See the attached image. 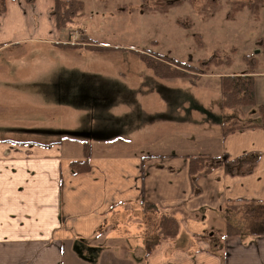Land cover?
<instances>
[{"label":"crops","instance_id":"1","mask_svg":"<svg viewBox=\"0 0 264 264\" xmlns=\"http://www.w3.org/2000/svg\"><path fill=\"white\" fill-rule=\"evenodd\" d=\"M4 2L0 264H264V235L226 234L229 216L238 215L244 202L264 204V127L223 134L221 101L204 95L217 84L200 82L205 77L193 87L174 78L112 87L96 83L105 90L99 97L95 92L71 98L69 88L77 86L62 82V51L55 44L74 43V36L62 38L54 0ZM27 50L58 53L59 64L11 67V58ZM242 111L226 110V117L236 121L244 118ZM111 128L119 138L97 135ZM163 132L176 142L159 152L144 151L147 144L158 145ZM82 141L90 146L88 155ZM199 154L230 160L253 155L256 162L244 174L216 166L197 177L195 192L189 157ZM79 160L89 169L73 171ZM149 204L155 208L145 209ZM133 208L149 216L128 214ZM161 214L177 219L178 233L144 257L145 233L157 229Z\"/></svg>","mask_w":264,"mask_h":264},{"label":"rangeland","instance_id":"2","mask_svg":"<svg viewBox=\"0 0 264 264\" xmlns=\"http://www.w3.org/2000/svg\"><path fill=\"white\" fill-rule=\"evenodd\" d=\"M81 1L84 3V14L75 23L62 29V38L74 36L72 41L76 42L77 38L85 33L96 41L99 48L67 51V54L60 58L63 83L78 84V90L87 93L95 89L96 83L112 87L115 84H139L153 80L173 81V78L155 76L144 64L139 53L157 59L156 55H160L195 67H208V71L201 74L200 77L205 78L200 79V82L211 86L218 84L222 75L254 73L256 106L249 107L250 110L245 108L246 110L242 111H245L244 118L238 117L236 121L223 117L222 128L230 124L264 123L262 113L257 110V107L264 105V0ZM31 51L33 50H27L25 55L20 52L16 57H12L11 67H47L53 63V67H56L59 64L58 53L56 56H43ZM210 59L214 60L208 65L201 64ZM21 60L23 62L20 65ZM71 67L75 69L71 70ZM19 71L16 78L19 77ZM174 81L192 82L187 77H177ZM217 87H213L212 92L205 91V98H219ZM208 89L210 90V87ZM69 91L77 92L71 87ZM108 120L114 125L112 119ZM125 120L129 125L132 118L127 115ZM130 132L132 133L131 130ZM118 133L111 128L110 132L97 135H102V140H113L119 138ZM82 134L90 135L85 132ZM160 136L161 142L158 145L147 144L144 151L159 152L168 144L176 142L168 132H163ZM110 149L115 150L113 146ZM135 149L137 150V147ZM134 209L128 214L149 216L148 211L140 212ZM231 214V224L242 226L243 214L240 211L238 215L235 212ZM115 230L123 233L124 230L129 233L135 231Z\"/></svg>","mask_w":264,"mask_h":264},{"label":"trees","instance_id":"3","mask_svg":"<svg viewBox=\"0 0 264 264\" xmlns=\"http://www.w3.org/2000/svg\"><path fill=\"white\" fill-rule=\"evenodd\" d=\"M4 9L5 2L4 0H0V12L4 11ZM52 14L54 16L55 25L58 29L67 28L70 24L75 23L76 20L84 14V3L81 0H54V9L52 11ZM55 46L61 49L62 57L67 54V51H74L81 48H85L86 50L99 48V46H97L96 44V41H94V39H92L85 33H82L74 43H57L55 44ZM139 55L144 64L153 72L155 76L165 79L187 77L192 81L190 82L192 87L194 84H196V79L198 80L201 74H205V72L208 71V67H195L190 64L181 63L160 55H156L158 59L151 55L149 56L143 53H139ZM212 60L214 59L205 60L201 64L208 65V63L212 62ZM254 79L255 76L252 73L220 76L219 82L217 84V91L219 99L221 101L223 117L227 118V114L225 112L226 110H244L245 108L249 109V107L256 106L254 97ZM74 86L75 85H73V87ZM73 89H75V91L77 92L71 93V91H69L68 93L71 98H73L74 96H78L75 97V99L90 98L87 97V94L95 92H97V95L94 94V97H99V94H103L105 92V90H100V88L91 89L87 93L84 90H78V88ZM257 110L261 112L264 117V105H261L259 108L257 107ZM109 119L113 120L114 118L109 116ZM253 126L264 127V123H253L246 125L230 124L223 128V134L238 128ZM82 142L83 150L85 151V154L88 155L90 153V146L87 142ZM255 162L256 158L253 155L243 156L233 160L228 159V157L225 155H192L189 157V172L194 191L198 192V188L196 185L197 177L216 166L222 165L225 167L227 172L232 174H244L252 169ZM89 167L90 166L86 160L74 161L72 163V170L75 172L88 170ZM244 203H246V205H244V207L240 210V213L243 214L241 216V218L244 219L243 225L239 226L228 223L226 234L241 235L247 232L255 236L264 235V204L256 203L255 201H246ZM153 206L154 205L149 204L145 209L155 208ZM178 228V221L175 217L167 214H161L159 217L157 229H152L145 233L144 257L150 254L156 247L158 242H160L161 240L174 238L178 233Z\"/></svg>","mask_w":264,"mask_h":264}]
</instances>
